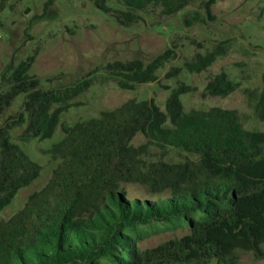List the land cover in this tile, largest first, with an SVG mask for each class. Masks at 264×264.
Masks as SVG:
<instances>
[{
  "label": "trees",
  "instance_id": "obj_1",
  "mask_svg": "<svg viewBox=\"0 0 264 264\" xmlns=\"http://www.w3.org/2000/svg\"><path fill=\"white\" fill-rule=\"evenodd\" d=\"M10 1L0 0V13ZM196 3L183 18L186 26L212 18L215 0H116L121 7L95 0L124 26L143 14L172 16ZM229 48L230 39L219 40L165 77L202 72ZM37 51L1 75L0 118L19 96L22 102L0 123V211L42 169L21 144L51 138L59 124L63 136L44 149L55 162L47 182L0 219V264H240L242 254L264 257V131L246 128L236 109L186 110L180 95L196 94L198 87L159 81L170 90L164 109L153 98H131L97 116L61 122L95 84L134 89L158 81V71L177 58L175 48L148 61H109L70 84L49 87L30 72ZM239 84L221 70L200 95L224 97ZM247 103L264 122V72ZM137 134L144 141L134 144ZM133 186L147 197H132ZM155 230L172 236L144 246Z\"/></svg>",
  "mask_w": 264,
  "mask_h": 264
},
{
  "label": "rangeland",
  "instance_id": "obj_2",
  "mask_svg": "<svg viewBox=\"0 0 264 264\" xmlns=\"http://www.w3.org/2000/svg\"><path fill=\"white\" fill-rule=\"evenodd\" d=\"M106 3L119 6L116 0H106ZM196 8L197 3L172 16L143 14V20L124 26L100 10L95 0H11L0 13V81L9 64H17L35 49L38 51L30 72L40 78L43 86L49 87L70 84L109 61L133 58L148 61L167 47H173L177 58L158 71V81L143 83L134 89H122L113 81L95 84L75 99L80 104L70 107L61 122L71 124L97 116L101 110L113 109L131 98H153L164 109L170 90L160 83L173 87L178 80H183L199 89L196 94L180 95L186 110L211 106L236 109L246 128L264 131V122L254 116L247 103L248 90H259L262 86L264 0H215L211 8L212 18L201 10L205 21L186 26L184 16ZM226 38L230 39L228 53L217 58L204 71L189 73L184 70L178 79L165 77L172 67L193 60L197 52H204ZM221 70L228 72L240 83L239 86L224 97H202L200 91L207 80ZM21 102L22 97L19 96L4 112L0 123L8 115L15 114ZM22 128L13 129L12 136L16 137ZM62 136L59 124L51 138L32 139L21 144L42 169L40 175L30 185L21 188L11 204L0 211V219L16 212L31 192L47 182L55 162L50 160L44 149ZM142 141L144 136L141 134L133 139L134 144ZM130 195L147 197L139 186L131 187ZM171 236L169 231L155 230L143 245L153 246ZM240 264H264V257L242 254Z\"/></svg>",
  "mask_w": 264,
  "mask_h": 264
}]
</instances>
